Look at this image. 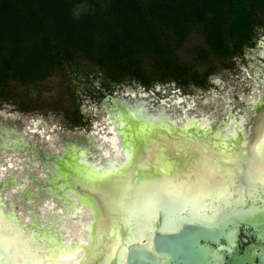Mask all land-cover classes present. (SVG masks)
Masks as SVG:
<instances>
[{"label":"rangeland","instance_id":"374dc122","mask_svg":"<svg viewBox=\"0 0 264 264\" xmlns=\"http://www.w3.org/2000/svg\"><path fill=\"white\" fill-rule=\"evenodd\" d=\"M86 9L87 5L81 3L76 6L73 14L78 15ZM251 13L253 15L252 46H243L239 54L226 57L216 56L207 47L199 29L193 27L181 42L171 36L161 35L162 42L167 46L162 58L156 53L147 55L140 50H131L128 51L123 63L115 65L104 62L99 56L96 46L88 52L83 50L69 52L67 50V53L62 54L55 62L44 67L40 73H34L27 79H21L20 76L0 78V127L8 131L7 136H4L5 134L0 131V137L9 139L20 137L30 147L29 150L11 144L0 145V176L3 175V171L13 169V174L21 177V187L17 189L12 187V189L2 192L0 197L14 211L23 210L24 206L29 207V202L33 200L22 199L19 192H23L26 196L30 189L36 190L33 181L41 182L40 177H44L41 169L46 166L41 163L42 158L39 154H44L46 150L50 149H55V152L56 150L60 151V147L72 142L80 143L81 146L88 145L92 141V139L87 140L89 137L99 133L103 134L106 128L110 132H114L113 122L107 120L105 106H110L115 99L129 104L136 101L142 102L148 113L161 111L170 118L181 115L205 116L210 118L212 128L221 124V121H225L228 116L246 115L243 125L248 130L253 115L249 108L252 101L264 90V77L261 69L264 65V8L253 6ZM136 74L146 79L148 85L142 84ZM199 82L202 84H197ZM104 85L107 88H104ZM236 126L237 124L224 126V132L219 133L221 135L234 134L233 132L239 129V126L238 128ZM199 128L201 127L199 126ZM254 131H256V136L254 137L252 134L251 138H254L255 140H252L256 142L252 146L249 144L251 140L249 138L240 144V147H244V149L242 151L234 150V156L230 159L233 162L228 160L227 163L220 164L215 155H186L188 159L184 160L185 163L183 166L180 165V168L208 170L220 164L221 169H231L232 174L238 178L234 190L231 189V192L237 194L238 182L239 190L242 193L241 197H243L241 201L244 202L246 194L243 193V189L252 187L255 185L254 182H257L254 178L256 174H254L255 161L257 162L259 157L256 152V143L264 141V114L258 123V128H255ZM199 134L201 133L188 128L180 134L183 137H174V139L179 141V145L185 144L186 149L204 151L212 148L213 140L218 138L208 137L205 140H200L204 137H197ZM170 136L172 137V135ZM132 141L134 146L130 162L123 166L126 173L124 178L129 177L134 170L143 169L145 173H139L135 183L128 182L126 184L128 189L126 188V191L122 192V196L123 194L124 196L120 206L121 214L126 212L130 203L138 202V199L151 196V199L154 200L160 197L158 195L162 191L155 179L163 172L171 171V168L166 165L165 167L160 166L161 171L160 169L154 171L152 175L154 179L149 180L150 177L147 176L146 171L148 169L153 171L157 161H151L148 152L145 154L138 149L135 151V146H138V143L135 139ZM155 141L157 140L155 139ZM233 141L234 144L237 143V140ZM154 143L155 146L166 144L164 142ZM183 150L177 153L178 156ZM167 157L164 159L165 163H169L171 167L178 166L177 159L169 161ZM92 167L89 164L81 163L74 157L71 162L65 163L66 169H73L74 172L86 171L89 176H91ZM74 172L72 171L75 177L74 184L79 185L83 178L81 180ZM141 176L144 179L142 182ZM239 178L243 179L242 183ZM96 188L90 190V193H93L96 201L103 203L102 206L105 207L107 201L105 195L111 194L103 188H108V186ZM247 208H252L255 211L250 214L238 210L237 207L230 209L222 214L214 228L218 230L221 226L237 221L251 224L256 231L264 235V231H262L264 229L259 228L253 218L256 215L259 216L261 208L254 205ZM230 212L231 214H228ZM122 215L124 218L125 214ZM106 216L108 217V215ZM8 227H2L0 224V243H2L1 250L3 251L0 264H21V259L23 264H35L37 259L46 258L50 253L49 247L53 250L57 249L61 245V240L65 246L68 244L63 239V234L59 232L57 234L50 231V233L44 234L42 231L39 237L34 234L35 230L33 229L24 234L22 231L11 229V226ZM231 227L236 228L235 225ZM207 231L208 229H205V232ZM98 233L104 240L97 242L98 245L95 244L93 249L104 245V242L108 244V241L111 240V238L105 239L106 236L111 237L105 231ZM231 239L233 240V238ZM38 249H42V251L40 252ZM27 253L32 255L30 259L22 257ZM84 253L86 257L81 264H95L98 256L89 255L90 251ZM107 260L108 258L104 257L96 264L111 263Z\"/></svg>","mask_w":264,"mask_h":264},{"label":"bare ground","instance_id":"6f19581e","mask_svg":"<svg viewBox=\"0 0 264 264\" xmlns=\"http://www.w3.org/2000/svg\"><path fill=\"white\" fill-rule=\"evenodd\" d=\"M262 101L263 98H261V103ZM113 103L117 104L114 101ZM116 107V116L109 115V118L114 123L115 131L110 132V137H102V140H100L103 141L105 139L106 145H104L106 147H103V144L96 146L98 151L91 153L88 148L81 146L80 143L72 142L60 147V151L56 150L55 152V149H50L49 151L46 150L44 154H39L42 158L41 163L46 166V168L41 169L44 177H40L41 182L33 181L36 190L30 189L26 196L23 192H19L22 199L34 201L29 202V207L24 206L23 210L14 211L0 197V224L2 227L9 228L8 226H11V229L22 231L24 234L29 233L33 229L35 230L33 231L34 234L39 235V237L42 231L44 234L50 233V231L59 232L63 234V239L68 243L65 246L61 240V245L57 249L53 250L49 247L50 253L46 258L44 257L46 260L44 258L37 259L35 264H81L86 257L85 251H90L89 255L98 256L95 264L104 257H107V261L111 262L109 264H123L124 253L127 248L126 244L139 243L143 239L148 238L156 228L161 213L172 219L177 218L178 215L190 217L189 213L197 216L196 219H205L206 214L213 217L234 200L236 194L231 192V189L234 190L238 178L232 174L231 169H221L219 166L227 163L228 160L232 161L230 159L234 156L233 152L235 149L238 151L244 149V147H240V144L249 139V137L235 138L244 132H242V126H239V129L233 132L234 134L230 131L231 134L221 135L219 132V134H216L217 132L209 131L206 126L202 127L192 123L188 127L192 131L201 133L198 137H204V139L200 140H205L208 137L218 138L213 140L212 148L208 150H189L190 148H185L184 143V145H179V141L174 139V137H183L180 134L188 128L178 127L172 122L160 121L154 117L143 119L142 116H139L142 117L139 118L134 114L131 115L124 112L118 105ZM1 130L7 136L8 132L4 131V129ZM246 133L248 134L247 129ZM255 133L256 131L253 133L254 137L256 136ZM0 139L3 140L2 145L4 146L11 144L30 150L28 143L22 141L20 137L16 140L8 137H0ZM134 139L138 143V146H135V151L138 149L145 154L148 152L151 157L150 160L157 161L153 171L152 169L146 171L147 176L150 177L149 180L154 179L152 176L154 171L158 169L161 171L160 166L165 167L166 165L171 168V171L169 173L163 172L162 175L155 179L162 191L158 195L160 197L157 196V199L152 200L151 196H146L143 199H138V202L130 203L126 212L122 213L125 214L123 218L120 213L121 201H123L124 196V194L122 196V192L126 191L128 182L135 183L139 173H145L143 169L134 170V172L130 171V178L128 176L124 178L126 173L123 170V166L130 162L132 147L134 146L132 140ZM234 139L237 140L236 144H234ZM250 139L249 144L253 146L256 141L252 140L254 138L250 137ZM154 142H164V144L168 145L155 146ZM256 144V152L259 157L258 161H255L254 174H256L254 178L257 182H254V186L243 189V193L246 194V191H248L256 195L255 197H264V141ZM101 146L103 148H100ZM182 149H184L183 152L178 156L177 153ZM186 155H215L220 164L208 170L180 168V165L183 166L185 163L184 160L188 159ZM72 157L81 163L93 166V169L91 168L90 170L91 176L86 171L74 172L73 169H66L65 163L71 162ZM166 157L169 161L177 159V162H179L178 166L171 167L169 163H165L164 159ZM162 160L163 162H161ZM72 171L81 180L83 178L79 185L74 184L75 177ZM13 172V169L5 170L3 175L0 176V194L12 189V187L16 189L21 187V177L13 174ZM141 178L142 182L144 180L143 176ZM121 179L122 181H120ZM98 186H108V188L103 189L108 190L111 194L105 195V200L107 199L105 207L102 206L103 203L96 201L93 193H90V190L92 191ZM148 187L150 186L148 185ZM244 197L246 198V195ZM8 204L11 203L8 202ZM196 206L198 214H194ZM5 230L12 232L9 229ZM102 231L111 236H106L105 239L111 238V240L110 242L108 241V244L104 242V245L93 249L95 244L98 245L97 242L104 240L98 233ZM1 246L2 243H0V259L3 254ZM42 249H38V251L41 252ZM30 252L33 253L32 250ZM31 253H27V255L25 254L22 257L24 259L29 257L30 259ZM21 264H23L22 259Z\"/></svg>","mask_w":264,"mask_h":264},{"label":"trees","instance_id":"16d2710c","mask_svg":"<svg viewBox=\"0 0 264 264\" xmlns=\"http://www.w3.org/2000/svg\"><path fill=\"white\" fill-rule=\"evenodd\" d=\"M81 3L87 9L74 15ZM253 6L264 0H0V78L27 79L67 50L96 46L115 65L131 50L162 58L161 35L181 42L193 27L216 56L239 54L252 46Z\"/></svg>","mask_w":264,"mask_h":264},{"label":"water","instance_id":"95a60500","mask_svg":"<svg viewBox=\"0 0 264 264\" xmlns=\"http://www.w3.org/2000/svg\"><path fill=\"white\" fill-rule=\"evenodd\" d=\"M262 96V103L253 110L248 128L250 137L264 114V90ZM239 180L243 182V179ZM237 188L231 204L213 217L206 214L205 219H196L197 216L189 213L190 217L178 215L172 219L161 213L156 228L148 238L139 243L126 242L123 264H264V235L251 224L236 221L218 230L214 228L222 214L236 205L264 208V197H255L246 191V200L242 202L238 182ZM197 210L196 206L194 214H198ZM253 218L259 228L264 229V214L260 212L259 216ZM233 225L235 229L231 227ZM205 229L208 231L205 232Z\"/></svg>","mask_w":264,"mask_h":264},{"label":"flooded vegetation","instance_id":"af4514ba","mask_svg":"<svg viewBox=\"0 0 264 264\" xmlns=\"http://www.w3.org/2000/svg\"><path fill=\"white\" fill-rule=\"evenodd\" d=\"M261 69H262V75L264 77V65H263V67H261ZM261 98H263L262 94L259 95L258 97H256V99H254L252 101L251 107L249 108V110L251 109L252 113H253V110L256 109L258 107V105L261 104ZM113 101L116 102L117 104L112 103L110 106H107V105L105 106L106 113H107V116H108V118H107L108 122H112L111 119L109 118V115H111L113 117L116 116L115 109L117 108L116 105H118V106H120V108H122L124 110V112H126L128 114H131V115L134 114V115H136V117L142 116L143 119L144 118L147 119V118H153L154 117L155 119H158L160 121L163 120V121H167V122H172L175 125H177L178 127L179 126H183V128L184 127L185 128H190L188 126H190L192 123H194L196 125H201L202 127L206 126V127H208L209 131L212 130L213 132H217L216 134H219L218 132H224L223 131L225 129V128H223L224 126H227V125L228 126H234L235 124H238L236 127L238 128V126H242V132L244 131L245 133L243 132V133L240 134V136H237V137H248L249 136V134L246 133V129L244 128V125H243V123H244V121L246 119V117H244V115H238L237 117L228 116L225 121H221V124H218V125H216V127L212 128L210 126V118L205 117V116L195 117V116H182L181 115L179 117L170 118V117L166 116L165 114H163L161 111H157L155 113H148L145 110V107L143 106L142 102L136 101L134 103L129 104V103H124L123 101H120V100H117V99H115ZM142 117H139V118H142ZM1 129H4V128L0 127V131L2 132ZM4 131H7V130L4 129ZM3 134H4V132H3ZM110 136H111V133L106 128V131L103 132V134L99 133V134L94 135L93 137H89L87 140L90 141L89 139H92V141H90L89 142L90 144L85 145L84 147L88 148L89 152L94 153V152L98 151L96 146H99V145L103 144L102 146L106 147L105 146L106 143L104 142L105 139L103 141H100V140H102L101 138L102 137H110ZM17 138H19V137H13L12 139L16 140ZM2 143H3V140L0 139V145H2ZM102 146L100 148H103Z\"/></svg>","mask_w":264,"mask_h":264},{"label":"snow or ice","instance_id":"6c2138e0","mask_svg":"<svg viewBox=\"0 0 264 264\" xmlns=\"http://www.w3.org/2000/svg\"><path fill=\"white\" fill-rule=\"evenodd\" d=\"M235 207H237L238 210H240V211L248 212V213H250V214L253 213V212L255 211V210L252 209V208L240 207L239 205H236ZM260 211H261V214H264V208H261Z\"/></svg>","mask_w":264,"mask_h":264}]
</instances>
